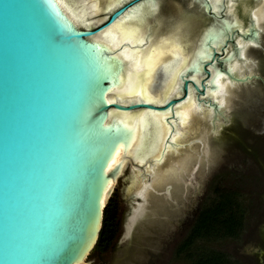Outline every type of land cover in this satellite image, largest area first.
<instances>
[{
    "label": "water",
    "instance_id": "95a60500",
    "mask_svg": "<svg viewBox=\"0 0 264 264\" xmlns=\"http://www.w3.org/2000/svg\"><path fill=\"white\" fill-rule=\"evenodd\" d=\"M132 1L114 9L100 25L86 28L72 23L51 0H0V264H82L96 244L113 190L106 188L104 203L99 200L110 178L103 167L118 142L125 147L131 143L133 126L106 127L102 116L110 107L167 108L184 96L182 92L159 105L106 102V87L121 67L104 60L108 52L96 49L90 39ZM193 2L198 14L192 16L202 15L205 23L194 31L192 41H183L190 54L207 39L215 20L211 8L199 0L189 4ZM157 3L156 16L147 19L150 24L164 19L160 0ZM178 8L172 12L179 18ZM237 17L243 27L250 25L248 32L237 30V35L254 36L247 51L250 45H260L262 26H255L251 16ZM233 41L230 38L229 44ZM216 54L221 53L212 49L211 60ZM203 70L207 75L206 65ZM256 77L236 73L232 86ZM188 82L201 92L203 83L199 87L187 76L182 78L183 90ZM217 117L228 120L223 113ZM212 126L211 131L217 130L214 122ZM167 191L165 187L163 194ZM133 199L127 225L146 202L137 194Z\"/></svg>",
    "mask_w": 264,
    "mask_h": 264
},
{
    "label": "rangeland",
    "instance_id": "374dc122",
    "mask_svg": "<svg viewBox=\"0 0 264 264\" xmlns=\"http://www.w3.org/2000/svg\"><path fill=\"white\" fill-rule=\"evenodd\" d=\"M70 1L77 3L79 0ZM129 1L116 3L108 12L101 9L92 17L94 22L90 28L105 22L114 9ZM160 4L164 15L158 30L161 33L176 22L180 23V20L177 21L179 18L184 20L192 17V13L198 14L197 5L189 4V0H160ZM177 6L181 10L179 18L172 12L176 11ZM157 10L154 9L155 12ZM154 11L151 16H156ZM182 14L186 16L183 18ZM201 17L192 19L189 22L191 25L186 23V19L183 21L185 27H189L191 40L195 37L191 32L193 26L197 25L195 29L204 26L205 19ZM234 17L237 18L235 14ZM237 20V30L241 33L248 32L250 25L243 27L240 19ZM262 20L261 44L250 45L246 55L248 63L241 67L242 74L253 73L257 77L247 84L231 87L232 90L227 95L228 105L219 110L220 114H225L227 121L218 120L219 113L210 111L211 115L217 114L211 116L217 130L211 131L213 126L209 120L206 150L201 151L196 145L198 141L195 142L194 137H190L192 142L186 144L187 147L175 156L176 162L169 163L162 169L163 172L170 166L154 188L146 192V202L141 213L130 225H127V218L134 200V191L140 182L133 178L132 163L127 159L113 183L110 195L115 204L116 228L110 246L102 252L90 251L82 264H193L197 255H204L209 250L222 254L226 264H264V19ZM148 24L143 23V31ZM185 31L188 36V31ZM236 73L230 74L231 82L228 80V86L233 83L232 75ZM201 77L204 78V75ZM156 83L157 76H154L151 83L153 94L157 92ZM182 92L183 90L173 97L180 96ZM183 152L186 153L185 157L178 161ZM174 164L176 167L171 166ZM141 168L143 167H135L142 175L139 180L145 178V172ZM165 187H168V191L163 194ZM221 190L230 192L239 204L232 209L234 217L239 216L240 212L242 214V223L237 232L222 233L214 237H195L187 249L177 250L188 235L198 211L212 205Z\"/></svg>",
    "mask_w": 264,
    "mask_h": 264
},
{
    "label": "bare ground",
    "instance_id": "6f19581e",
    "mask_svg": "<svg viewBox=\"0 0 264 264\" xmlns=\"http://www.w3.org/2000/svg\"><path fill=\"white\" fill-rule=\"evenodd\" d=\"M199 1L204 4L205 9L211 8L214 11L215 20L205 33L208 35L207 39L203 37L200 45L198 44L191 54L183 42L190 36L189 27L186 28L183 21L186 19V23L191 25L189 22L193 18L186 17L184 20L179 18L177 21L180 20V23L176 22L163 33L158 32L162 21L155 24L147 21L157 6V0L132 1L90 39L96 43V49L104 48L108 52L109 55L104 57V60L111 59L121 67L116 68L117 74L106 87V102L129 104L145 101L159 105L183 90V76L190 77L199 87L200 83H203L201 92H198L201 94L198 95L191 82H188L183 90L184 96L167 108L107 109V116H102L101 125L122 130L133 127L130 147H125V142H118L108 164L103 167L104 175L109 172L110 178L105 179L102 196H99L102 203L105 199V189L113 186L127 159L132 163L133 178L140 182L134 194L145 198L146 192L154 188L170 166L163 172L162 169L167 164L176 162L175 156L187 147L186 144L192 142L190 137L198 141L196 145L201 151L204 150L207 147L205 139L209 129L208 121L213 123L214 118L211 116H216L220 108L227 105V95L234 86L233 83L231 84L233 86H228V80L231 82L230 74L241 72L240 68L249 60L246 57L247 47L249 41L254 42V36L250 33L237 35L238 20L231 14L230 9L227 15L220 18V12L224 7L222 0ZM51 2L72 23L90 28L94 22L92 19L94 15L101 9L108 12L107 10H111L122 0H79L77 3L70 0H51ZM229 2L230 6L238 3L240 12H246L245 16H251L255 26H262L264 0ZM145 22L149 24L143 31L142 26ZM228 38L234 40L231 45L227 44ZM141 39L145 42L141 43ZM212 49L221 54H216L211 60ZM204 65L207 67V75L203 70ZM154 76H157V92L153 94L151 83ZM212 110L217 114L211 115ZM184 152L180 153L178 161L185 157ZM196 156L198 157L197 153ZM140 166L143 167L141 169L145 172V178L139 180L142 175L135 167ZM171 166L176 167L175 164ZM151 176L153 177L150 179Z\"/></svg>",
    "mask_w": 264,
    "mask_h": 264
},
{
    "label": "trees",
    "instance_id": "16d2710c",
    "mask_svg": "<svg viewBox=\"0 0 264 264\" xmlns=\"http://www.w3.org/2000/svg\"><path fill=\"white\" fill-rule=\"evenodd\" d=\"M236 205L239 206L232 194L221 190L212 205L198 211L188 235L178 245L177 250L187 249L195 237H214L222 233L235 234L242 223L241 212L239 216L234 217L232 209ZM114 213L113 197H109L103 209L98 239L91 252H102L110 246V241L116 231ZM193 264H226V260L222 254L209 250L204 255L203 253L197 255Z\"/></svg>",
    "mask_w": 264,
    "mask_h": 264
},
{
    "label": "flooded vegetation",
    "instance_id": "af4514ba",
    "mask_svg": "<svg viewBox=\"0 0 264 264\" xmlns=\"http://www.w3.org/2000/svg\"><path fill=\"white\" fill-rule=\"evenodd\" d=\"M189 1H191V0H189ZM226 0H222V3H223V5H224V7H223V10L222 11H224L223 12V14L220 12V15H227L228 14V12H229V9L231 10V14H233V16H234V14L236 15V17L238 16V14L240 13V15H242V16H245V14H247L246 12L245 13H243V12H240L239 10H238V5L235 3V4H233L232 6H230L229 5V3H227V2H225ZM253 1V0H252ZM193 3H195V2H193ZM158 7H159V4L157 3V6H156V8L158 9ZM233 7H235L234 9H232ZM228 8V9H227ZM247 12H249V11H247ZM194 17H196V16H194ZM194 17H191V18H193L194 19ZM237 19H239L238 17H237ZM164 30H166V29H164ZM193 31H191V32H193L194 33V31L196 30L195 29V27L192 29ZM190 32V31H189ZM189 34H191V33H189ZM196 34L197 33H194V36H196ZM188 39L189 40H191L190 39V36L188 37Z\"/></svg>",
    "mask_w": 264,
    "mask_h": 264
},
{
    "label": "snow or ice",
    "instance_id": "6c2138e0",
    "mask_svg": "<svg viewBox=\"0 0 264 264\" xmlns=\"http://www.w3.org/2000/svg\"><path fill=\"white\" fill-rule=\"evenodd\" d=\"M141 43H144L145 41L143 39H141L140 41ZM249 43H251V41H249ZM241 47H243V45H241ZM241 55H243V52H241Z\"/></svg>",
    "mask_w": 264,
    "mask_h": 264
}]
</instances>
